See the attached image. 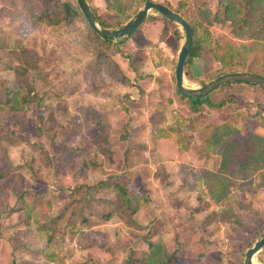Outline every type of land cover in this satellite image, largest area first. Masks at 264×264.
I'll use <instances>...</instances> for the list:
<instances>
[{
    "label": "rangeland",
    "instance_id": "obj_1",
    "mask_svg": "<svg viewBox=\"0 0 264 264\" xmlns=\"http://www.w3.org/2000/svg\"><path fill=\"white\" fill-rule=\"evenodd\" d=\"M88 1L116 19L106 0ZM65 4L78 5L0 0V106L29 70L21 57L36 60L34 84L46 107L41 125L25 109H0V264H140L151 241L174 253L172 264H244L264 219L260 177L235 179L229 205L242 222H226L192 170L221 169L217 148L202 147L208 124L262 126L264 87L224 83L207 95L214 105L195 109L176 85L181 25L151 10L128 40L132 61L103 57L86 18L61 17ZM204 4L214 11L218 0H191L190 8ZM210 26L216 36L232 35L230 21ZM186 66L189 87L219 76L210 52ZM121 179L152 198L133 222L106 217L115 194L104 184ZM254 261L264 264V247Z\"/></svg>",
    "mask_w": 264,
    "mask_h": 264
},
{
    "label": "trees",
    "instance_id": "obj_2",
    "mask_svg": "<svg viewBox=\"0 0 264 264\" xmlns=\"http://www.w3.org/2000/svg\"><path fill=\"white\" fill-rule=\"evenodd\" d=\"M106 1L107 9L116 15L114 21L104 18L97 12V7L87 0L101 28L110 30L125 25L131 17L139 12L145 2L154 0ZM190 1L178 0L175 7L170 3H163L184 17L192 27L193 41L186 65L190 64L193 58L210 52L220 64L217 70L219 76L232 72H253L264 76V57L255 56L257 50H264V9L259 8L264 0H218L217 8L214 11L208 4L200 5L197 10H193L190 8ZM65 10L67 12H64L61 17L65 18L67 22L69 16L85 19L77 4L66 5ZM162 17L170 20L163 15ZM151 18L153 16L149 14L144 22ZM227 21H230L232 25V35H214L210 25L215 22ZM141 25L128 36L116 40L101 38L89 25L97 45L96 52L103 57L113 56L114 53H117L132 61L133 48L128 40L139 30ZM179 36L180 34H178ZM19 59L28 66L29 70L26 73L17 74L21 78L12 87H9L8 99L2 103L0 109L2 110L6 104H10L13 110L25 109L36 122L41 118L38 124L41 125L46 107H41L39 101L44 98V95L37 91L34 84V74L38 73L36 72L37 63L36 60H23L21 57ZM186 65L184 72L189 76ZM136 77L141 76L137 73ZM201 82L204 83L205 80L201 79ZM130 85L138 87L136 82H132ZM178 93L182 97L190 99L195 109L204 103L214 105L208 100V93L201 96H184L179 91ZM125 95L129 96L126 93ZM33 102L36 103L35 107H32L31 103ZM260 125L264 126V112ZM208 127L210 131L202 141V147L204 150L212 147L217 148L221 155V169L213 170L201 166L193 168L192 171L196 178L204 183L209 198L223 207L220 214L221 220L231 222L234 219L241 223L240 216L236 215L229 205L231 188L236 178H252L254 174L260 177V185H264V136L251 129H239L230 123L208 124ZM129 184L130 181L127 179L105 182L104 185L115 194L113 208L107 213V218L117 214L126 222H133L134 214L151 202L150 193H138ZM1 185L3 184L0 183ZM259 221L262 227H257V238L264 235V219H259ZM173 259V252H169L162 243L151 241L148 248L143 251L139 263L172 264Z\"/></svg>",
    "mask_w": 264,
    "mask_h": 264
},
{
    "label": "water",
    "instance_id": "obj_3",
    "mask_svg": "<svg viewBox=\"0 0 264 264\" xmlns=\"http://www.w3.org/2000/svg\"><path fill=\"white\" fill-rule=\"evenodd\" d=\"M77 3L84 14L88 24L91 28L103 39L116 40L120 37L128 36L136 28H138L148 17L151 10H157L163 16L173 20L177 24L181 25L186 33V42L182 46L178 61L175 69L176 85L178 91L184 96H201L209 93L216 87L221 84L232 82V81H241L246 83L257 84L264 87V76L258 73L253 72H232L226 73L218 76L214 80H211L207 83H203L199 87H189L184 83V68L187 63V58L192 47L193 41V30L190 24L178 14L176 11L172 10L165 4L157 1H147L144 3L143 7L135 14L131 19L123 26L104 30L101 28L97 22L95 15L90 8L87 0H77ZM264 246V235L260 236L255 244L247 249L246 256L244 259V264H257L254 261L255 255L261 251Z\"/></svg>",
    "mask_w": 264,
    "mask_h": 264
},
{
    "label": "crops",
    "instance_id": "obj_4",
    "mask_svg": "<svg viewBox=\"0 0 264 264\" xmlns=\"http://www.w3.org/2000/svg\"><path fill=\"white\" fill-rule=\"evenodd\" d=\"M254 131L264 136V127H262V126H258L257 128H255ZM194 175H195V174H193V177H195L194 179H196V176H194ZM196 180H198V179H196ZM199 181H200V180H199ZM191 189L194 190V187L190 188V190H191ZM142 209H143V208H141V209H139V210L141 211ZM139 210L134 214L133 219H135V221L138 220L137 215L140 213ZM84 220H85V218H84ZM140 223H141V222H140ZM263 247H264V246H263Z\"/></svg>",
    "mask_w": 264,
    "mask_h": 264
}]
</instances>
